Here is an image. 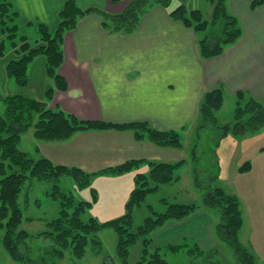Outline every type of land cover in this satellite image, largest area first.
Wrapping results in <instances>:
<instances>
[{
  "label": "trees",
  "instance_id": "trees-1",
  "mask_svg": "<svg viewBox=\"0 0 264 264\" xmlns=\"http://www.w3.org/2000/svg\"><path fill=\"white\" fill-rule=\"evenodd\" d=\"M110 1L113 4L118 2ZM173 1L133 0L120 13L108 14L95 9H80L74 0H67L60 11L59 22L53 30L42 24H28L27 27H31L29 31L38 36L34 42L30 41L25 32L23 35L20 34V44L15 49L18 58L9 61L5 66L7 76L13 79L18 87H28V68L39 56H43L49 85L42 100L19 93L0 100L4 105L3 115L0 116V229L4 230V235L0 244L13 261L20 264H53L54 261L64 259L67 250H71L75 259L81 260L85 256L89 241L95 243L94 237L98 233L112 229L117 236L116 257L121 264H128L130 250L140 241L144 243V249L137 264H167L157 253L149 255L147 246L150 235L169 221H182L199 210L206 209L214 210L219 215L215 235L233 251L237 264H264V261L259 263L256 256L241 243L243 216L240 201L220 184L217 150L222 140L227 137H232L234 141L239 140L264 129V103L244 92L235 94L233 122L223 126L218 125L216 114L223 105L224 88L209 90L201 98L197 132L201 133L205 129L214 131L215 145L212 158L215 175L205 181L198 177L199 172L195 169L193 185L201 194L199 203L169 204L163 213H153L135 228L133 211L141 206L148 195L155 193L164 185L177 181L175 172L185 164L184 160L173 164L147 162L148 172L134 174V188L127 199L123 215L102 224L92 217L87 221L82 219L96 201L95 195L91 202H75L72 195L62 193L56 183L61 178L69 177L76 181L78 188L84 189L89 187L95 177L119 176L134 172L144 161L129 160L118 166L88 174L77 168L56 165L44 157L32 159L18 148L22 136L32 129L34 138L43 143L66 142L81 132L116 130L133 133L137 141L147 140L161 148L179 149L181 140L178 132L174 130L158 131L142 121L116 124L78 120L71 114L48 106L55 91H67L65 80L58 74L64 60L62 50L64 36L76 28L79 19L87 15H99L102 19V28L110 33L129 35L136 30L141 17L149 9L155 5L160 6L168 11L171 20L182 23L198 36L209 31L197 41L199 56L202 59L222 55L226 47L235 44L242 37L243 31L239 20L228 11V0L213 2L209 20H205L198 10H188L185 6L186 0H178L179 3L175 7H172ZM263 4L264 0H253L249 9L254 11ZM18 20L19 13L12 0H0V38L16 37L20 33ZM195 159L194 156L193 160ZM248 168L239 167V172L242 173ZM28 180L55 183L48 196L58 200L60 207L58 216L47 222L46 230L37 236L51 242L49 247L41 250L37 258L31 256L34 247L30 245V240L37 237L19 229L24 217L19 197ZM217 254V250H213L206 258L215 257Z\"/></svg>",
  "mask_w": 264,
  "mask_h": 264
},
{
  "label": "crops",
  "instance_id": "crops-1",
  "mask_svg": "<svg viewBox=\"0 0 264 264\" xmlns=\"http://www.w3.org/2000/svg\"><path fill=\"white\" fill-rule=\"evenodd\" d=\"M66 1L12 3L19 13L20 28L42 24L53 30ZM74 1L83 10L118 14L133 0H118L116 4L110 0ZM228 1L232 10L243 12V36L226 47L221 56L211 59L199 56L198 37L193 30L171 20L168 11L157 5L141 17L129 35L103 29L97 14L79 19L76 28L65 34L62 46L64 60L58 74L65 80L67 91H55L48 106L76 114L60 105L63 103L56 96L63 95L67 103L86 109L84 120L116 124L142 121L158 131H177L197 120L203 94L219 86L234 95L241 91L264 98V4L251 11L253 0ZM39 147L52 163L88 174L129 160L144 161L134 172L117 176L118 187L127 179L134 183L136 172H148V165L141 167L147 162L173 164L185 161L187 154L184 145L180 149L161 148L147 140L137 141L131 132L116 130L81 132L66 142L42 143ZM184 166L186 163L178 170ZM175 176L178 180L173 183H182L181 176ZM211 214L201 209L182 221H169L152 238L160 246L183 243L187 250L196 244L203 252L212 248L217 250V257L219 240L216 235L211 237L216 222L208 226L197 222L210 219ZM193 218L197 223L192 222ZM213 243L218 246L214 248Z\"/></svg>",
  "mask_w": 264,
  "mask_h": 264
},
{
  "label": "rangeland",
  "instance_id": "rangeland-1",
  "mask_svg": "<svg viewBox=\"0 0 264 264\" xmlns=\"http://www.w3.org/2000/svg\"><path fill=\"white\" fill-rule=\"evenodd\" d=\"M215 1L186 0L185 6L188 10L200 11L204 19L209 20V14ZM176 2L177 4L179 3L178 0H174L172 6H175ZM227 8L230 14L237 17L243 31V18L241 16L243 12L237 13L232 10L229 1L227 2ZM30 28H20V33L13 39H7L4 36L0 38V100L8 95L18 93L37 100L45 98L44 92L49 82L45 72L46 63L43 56H39L29 66L27 72L29 85L26 88L18 87L14 80L9 78L5 72L7 63L18 58V53H16L15 49L20 44V34L23 35L25 32L31 42L37 39V34H32L29 31ZM208 33L209 31L201 33L199 36L196 35L199 39ZM248 96L252 95L248 94ZM56 98L60 103H63L60 105L67 106L76 111V114H72L75 118L78 120L85 119L84 115L87 113L85 108L72 105L70 102L67 103L68 99L63 95H58ZM256 99L264 103V98ZM235 107V95L225 91L223 105L216 114L219 126L233 122ZM3 112L4 105L0 101V116L3 115ZM199 123L200 120L197 115L195 122L181 130H177L182 142L181 147L184 145V151L187 152L185 158L186 166L182 170L175 172L176 175L179 174L181 176L182 183L172 182L160 187L155 193L148 195L141 206L133 211L134 228L139 226L144 219L152 216L153 213H163L169 204L199 203L201 194L193 185L195 169L199 172L198 177L205 181L215 175L214 160L212 158V150L215 145L213 139L214 131L205 129L201 133L197 132ZM42 143L34 138L33 130L31 129L22 136L18 148L36 160L43 157L42 148L39 147ZM194 156L196 157L195 160H193ZM217 157L220 167V184L225 187L228 193L237 196L241 204L244 225L240 231V239L243 245L255 254L257 261L261 263L264 261V129L259 133L249 134L235 141L232 137L223 139L217 150ZM143 166H147V163L141 167ZM239 167L249 168L240 173ZM145 170L139 172L144 173ZM118 180L120 179L117 176L97 177L92 179L89 187L80 189L75 180L64 177L56 185L62 193L72 195L75 202H91L92 197L95 195L96 201L83 215L82 219L87 221L92 217L99 223L104 224L120 217L118 215L125 211L127 199L134 188V183L130 179L124 180L120 187L116 183ZM54 185L55 183L50 181L38 180H28L25 183L19 197V204L24 216L19 228L20 230H24L28 234L37 237L40 232L46 230L47 222L58 216L59 201L48 196ZM210 212L212 213L210 219L197 217L201 218L197 222H202L203 226H208L211 222L213 224L216 222L214 225H217L219 215L214 210H210ZM192 222H196L194 218ZM214 225H211L212 228ZM212 231L211 237H214L215 228ZM152 234L149 237L150 241L147 251L150 256L157 253L167 264H237L233 251L223 242H218L221 248L217 257L206 258L213 251L212 248L207 250V252H203V249L200 250L196 244H192L190 249L187 250L183 248L186 246L185 244L183 246V243H171V245L160 246L158 242L153 240ZM3 235L4 230L0 229V241ZM94 239L96 240L95 243L89 241L83 259H75L72 256L71 250H67L64 259L54 261L53 264H121L116 257L117 236L112 229L103 230ZM209 242L211 245V241ZM50 244L49 240L38 237L32 238L30 245L34 248L31 256L33 258L39 257L41 250L44 251ZM218 244L214 245L213 243L214 248ZM143 249L144 243L141 241L133 246L130 250L128 264H137L141 260ZM35 250H39V252L37 253ZM0 264L20 263L13 261L0 244Z\"/></svg>",
  "mask_w": 264,
  "mask_h": 264
}]
</instances>
